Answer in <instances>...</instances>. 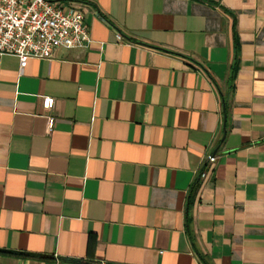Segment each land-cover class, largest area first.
<instances>
[{
    "label": "crops",
    "instance_id": "obj_1",
    "mask_svg": "<svg viewBox=\"0 0 264 264\" xmlns=\"http://www.w3.org/2000/svg\"><path fill=\"white\" fill-rule=\"evenodd\" d=\"M49 1L91 43L0 58V264H264V0Z\"/></svg>",
    "mask_w": 264,
    "mask_h": 264
},
{
    "label": "built area",
    "instance_id": "obj_2",
    "mask_svg": "<svg viewBox=\"0 0 264 264\" xmlns=\"http://www.w3.org/2000/svg\"><path fill=\"white\" fill-rule=\"evenodd\" d=\"M90 37L78 9L63 11L49 0H0V58H16L20 70L29 60H53L62 49H85ZM116 39L121 37L117 35ZM52 105V99H43L44 109ZM47 122L50 131L52 120ZM216 159L210 155L206 163L213 165Z\"/></svg>",
    "mask_w": 264,
    "mask_h": 264
},
{
    "label": "trees",
    "instance_id": "obj_3",
    "mask_svg": "<svg viewBox=\"0 0 264 264\" xmlns=\"http://www.w3.org/2000/svg\"><path fill=\"white\" fill-rule=\"evenodd\" d=\"M4 254L9 255V256H13V257L23 258V259H38V260H42V261L48 260V258H46V257H34V256H30V255H25V254H16V253H4ZM198 257H199V259H201V262L203 264H208L206 262V260L204 258H202L200 255ZM66 264H90V263L85 262V261H81V260H76V261H66Z\"/></svg>",
    "mask_w": 264,
    "mask_h": 264
}]
</instances>
